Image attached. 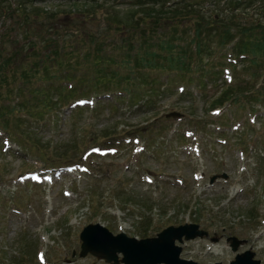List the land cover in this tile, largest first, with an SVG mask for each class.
I'll use <instances>...</instances> for the list:
<instances>
[{
    "label": "rangeland",
    "instance_id": "obj_1",
    "mask_svg": "<svg viewBox=\"0 0 264 264\" xmlns=\"http://www.w3.org/2000/svg\"><path fill=\"white\" fill-rule=\"evenodd\" d=\"M93 1L104 0H0V76L7 78L0 83V264H111L80 255V233L96 223L139 239L194 223L207 236L179 243L183 259L234 264L237 255L251 251L264 264V0H238L243 6L230 12L225 0H203L196 15L160 25L148 20L144 32L99 36L104 46L98 64L90 61L97 52L83 38L113 24L106 11L88 8ZM129 5L108 0L105 7L109 17L125 21L135 9ZM211 18L219 20L215 28L229 26L236 37L251 29L247 39L263 55H253L252 62L253 56L236 53L232 45L239 39L235 49L241 48V36L225 48L210 43L209 56L201 59L192 43L194 27L200 19L207 27ZM131 38L132 49L117 47ZM148 43L159 56L144 54ZM166 45L175 48H161ZM179 55L197 67L215 60L218 74L202 86L185 80L196 71L150 70L160 76L154 87L161 86V94L150 97L144 90L150 86L135 87L121 99L112 79L105 82L114 91L105 93L95 91L104 87L98 81L78 83L82 71L102 67L109 73L120 63L125 73L138 57L165 66ZM69 66L73 79H59ZM71 85L83 93L72 97L57 89ZM230 85L236 86L231 99L215 103ZM36 88L45 91L32 97ZM84 98L87 103L79 105ZM43 101L57 104L41 116L25 108L30 103L43 111ZM92 147L108 152H88ZM43 168L62 170V176L54 184L24 178ZM233 237L242 241L236 250ZM117 257L124 264L123 254Z\"/></svg>",
    "mask_w": 264,
    "mask_h": 264
},
{
    "label": "trees",
    "instance_id": "obj_2",
    "mask_svg": "<svg viewBox=\"0 0 264 264\" xmlns=\"http://www.w3.org/2000/svg\"><path fill=\"white\" fill-rule=\"evenodd\" d=\"M90 2L92 0H89ZM114 2V0H112ZM203 0H130V7H134L135 9L131 12L128 13L129 16V20H125L124 19H114L112 17L108 16V12L110 13V11H108V8L105 7L106 4L108 3V0H104L101 4H97V1H93L92 5H90V10H94L96 7L100 8L103 10V13L105 12L106 16L108 17V24H113V25H109L107 26V30L105 31L104 34H99L96 35V32L93 33L92 31H90V33H88V35L83 38V39H89L90 42L92 43L94 50L97 52V58L94 56L90 58V61L93 64H98L99 63V55L103 52L102 51V47L104 46L102 43H100L99 40V36H106V35H110L112 32H121L122 30H137L140 32H144V26L145 23L149 20L151 22V24L154 25H160L161 22H166V21H170L171 17L176 18L178 16H186V15H196L198 10H196V6H198V4H200ZM216 1H220L221 0H216ZM253 1V0H252ZM251 2V1H250ZM224 5L225 8L228 12H230L229 9L234 10L237 6H239L238 8H240L241 6H243L244 2H240L238 0H225L224 1ZM246 4V3H245ZM97 5V6H96ZM87 6V5H85ZM154 6H157V10L154 9ZM95 7V8H94ZM108 11V12H107ZM86 11H83V13H81V15L86 16ZM201 13V12H200ZM130 14V15H129ZM141 14V15H140ZM198 16V15H197ZM235 17H229L227 19V21L229 23H233L234 21L231 19H234ZM217 23H219L218 19H214L211 18V21L207 22V27H203V25H205L206 23H201V19L199 21H197V26L194 27V39H192V43H195V51L198 53L197 55H199L202 59L203 56H209V50H210V43H215V45L217 47H222L225 48L226 46L230 45V39L231 41H235L238 38H240L241 36H243V42H241V48H239L240 44L238 45V51L237 49H235L236 44L238 43L237 39L234 44L232 45V48L234 49V51L238 54H243L246 57H251L253 55L255 56H261L263 55V53H261V48L257 47L254 48L255 46L250 42V40H248L247 38L250 37L253 34V31H251V29H246L244 27V31L240 32L241 34L239 36H234L233 34L231 35V27L229 26H225L226 29H224V27H214V25H217ZM233 28V27H232ZM235 28V27H234ZM216 29V30H215ZM218 29H221L220 32L216 31ZM237 28H235L236 30ZM241 30V29H240ZM249 30V31H247ZM264 30H262L263 32ZM109 32V33H107ZM118 33V32H117ZM54 38V37H53ZM56 39H58L57 36H55V39H51V43H56ZM107 39V36H106ZM109 39V38H108ZM133 38L131 39H127V41L125 39H122V42L117 43V47H122V48H128V49H132L131 45L133 44V42L131 41ZM87 41V40H85ZM232 41V42H233ZM50 42V41H49ZM47 42V43H49ZM167 43V41H166ZM62 47H64V44L62 42ZM134 45V44H133ZM226 45V46H225ZM66 46V45H65ZM179 50L182 52H186L182 46H178ZM161 48L163 49H171V48H175L172 47L171 45H166V46H161ZM74 47H72V51H74ZM176 49H177V45H176ZM150 51H152V53H150ZM260 52V53H259ZM145 55H157L159 56L156 51L155 48L152 47V45H150L149 43L147 44V47H145V51H144ZM260 54V55H258ZM240 56V55H239ZM255 56L251 57V61L255 62ZM187 57V56H186ZM185 55H179L177 57H171L170 61L166 62V65L163 66L161 64H157V63H152L149 58H145L144 56L142 57H138L135 59V63L134 61H132L134 68L130 69L127 72H123L122 69H118L117 67H120V63H116L115 68H111L109 73H106V71H103L102 67H98L91 69L90 71H82L80 72V77H78V83H80L81 86H89L92 84H96L95 82L98 81V83H102L103 84V88H94L95 91H99V92H103L104 93L106 91H114V89L108 88L107 87V83L105 81H109L112 79L113 81L118 82L117 85H113V86H118V89H115L119 92H125L127 94H129L130 91H132L131 88H143L145 86H150V89H147V87L144 89L145 93L148 94L150 97L153 94H161L160 92H162L163 90H161V86L159 87L158 91L157 89L154 87L156 84H158L160 81V76H154L152 72L150 70H168V71H176V73H179V71L181 73H183L184 71L190 70V71H196L197 75H192L190 78L188 77L187 82H192V81H197L199 82V84L202 86H206L208 84V82H211V79L216 76L217 71H215V68H217L215 60H210L209 64L205 63L204 61V65H199L198 67L197 62H194L193 65L192 62L189 60V58H186ZM125 60V59H124ZM186 61L188 62V64H186ZM110 62L112 64V62H116L115 59H110ZM126 63H129V60H125ZM10 62L7 60L4 63L5 65H10ZM62 64V63H61ZM192 66L189 68V66ZM167 67V68H165ZM187 67V68H186ZM192 68V69H191ZM214 68V69H213ZM4 69H7V67H5ZM68 69V70H67ZM71 69V70H70ZM70 73H73L72 68L69 66L68 68L64 69L63 71V78H59L61 80H72L73 76H70ZM152 74V76H151ZM194 74V73H191ZM181 76H183V74H181ZM183 79V78H182ZM207 79V80H206ZM7 80L6 77L4 76H0V83L5 82ZM167 82H170L169 80ZM207 82V83H206ZM135 84L136 86H131V84ZM3 84V83H2ZM160 84V83H159ZM1 86V85H0ZM80 87L74 88V85L71 86V88H69L68 86H62L60 88H57L58 90L60 89H68L70 92L69 95L70 96H76V95H80L81 93H83V90L80 89ZM234 88H236L235 85H230L227 86L226 89H224V91H222V93L220 94L221 96L218 98V100L215 102L217 104H224L225 102H228L231 97L234 95L233 91ZM43 91L42 88H36L33 90L32 92V97H35L36 95L41 94ZM228 95V96H225ZM148 96V97H149ZM119 98H123L122 96H119ZM59 100H57L58 102ZM56 102V101H55ZM53 101H47L44 102L43 101V107L44 110L43 111H38L36 110L37 107L31 106L30 103H28L27 105L23 104L22 106H26L25 108L27 109V111L31 114V116L33 115H42L43 113H45L46 110H52V107L54 104ZM152 100H148V103H151ZM5 109L8 108L6 105L3 106ZM16 108H13L12 110H15ZM40 115V116H41ZM19 119L23 118L21 115L18 116ZM18 119V120H19Z\"/></svg>",
    "mask_w": 264,
    "mask_h": 264
},
{
    "label": "water",
    "instance_id": "obj_3",
    "mask_svg": "<svg viewBox=\"0 0 264 264\" xmlns=\"http://www.w3.org/2000/svg\"><path fill=\"white\" fill-rule=\"evenodd\" d=\"M171 116H179L172 113ZM216 177L211 178V183ZM207 236V232L201 230L198 224L187 223L179 226H168L155 237L138 239L129 237L125 233L112 234L103 225L89 224L80 233L82 257L88 253L99 259L113 264H119L118 253L123 254L121 262L124 264H198L191 260L181 258L182 246L177 242L196 237ZM232 241V249L236 250L242 241L235 237ZM254 253L246 251L236 256L234 264H260V260L253 259Z\"/></svg>",
    "mask_w": 264,
    "mask_h": 264
},
{
    "label": "bare ground",
    "instance_id": "obj_4",
    "mask_svg": "<svg viewBox=\"0 0 264 264\" xmlns=\"http://www.w3.org/2000/svg\"><path fill=\"white\" fill-rule=\"evenodd\" d=\"M236 192V190H234V192L233 193H235Z\"/></svg>",
    "mask_w": 264,
    "mask_h": 264
}]
</instances>
